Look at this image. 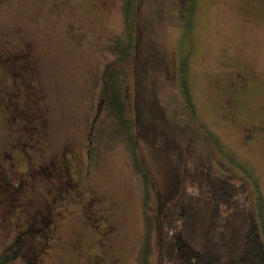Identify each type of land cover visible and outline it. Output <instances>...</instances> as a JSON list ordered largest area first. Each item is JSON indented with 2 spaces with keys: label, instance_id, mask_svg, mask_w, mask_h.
Instances as JSON below:
<instances>
[{
  "label": "rangeland",
  "instance_id": "obj_1",
  "mask_svg": "<svg viewBox=\"0 0 264 264\" xmlns=\"http://www.w3.org/2000/svg\"><path fill=\"white\" fill-rule=\"evenodd\" d=\"M126 1L131 10L135 0H0V177L12 188L0 200V264H159L154 199L136 168L153 150L111 132L103 95L114 45L128 38ZM137 7L146 31L133 40L172 69L155 78L168 116L182 107L175 69L187 64L202 136L182 163L244 178L264 240V0H191L188 26L175 1Z\"/></svg>",
  "mask_w": 264,
  "mask_h": 264
},
{
  "label": "trees",
  "instance_id": "obj_2",
  "mask_svg": "<svg viewBox=\"0 0 264 264\" xmlns=\"http://www.w3.org/2000/svg\"><path fill=\"white\" fill-rule=\"evenodd\" d=\"M172 1L180 7L182 22L188 26L191 0ZM134 2L131 10L125 3L128 38L126 43L121 42L122 46L114 45L120 56L104 69L103 95L114 123L111 132L123 127L133 146L142 142L153 150L147 159L139 155L136 168L154 199L149 211L155 219L158 263L264 264V240L248 182L235 175L215 176L207 164L190 167L182 163L190 151V142L202 136L191 107L187 64L181 60L175 69L182 107L176 118L168 116L160 104L155 78L161 76L169 81L172 69L155 46L149 45L146 50L133 40V34L146 31L137 26L138 0ZM127 65L133 75L132 91L125 82ZM10 67L15 78L22 77L20 66ZM15 104L12 96L7 99L6 105L18 113ZM204 136L213 145V139L205 133ZM181 141L187 144L183 147L186 151ZM0 186L4 190H0V200L4 202L12 188L8 182Z\"/></svg>",
  "mask_w": 264,
  "mask_h": 264
},
{
  "label": "flooded vegetation",
  "instance_id": "obj_3",
  "mask_svg": "<svg viewBox=\"0 0 264 264\" xmlns=\"http://www.w3.org/2000/svg\"><path fill=\"white\" fill-rule=\"evenodd\" d=\"M9 59H14V57L12 56V55H10L9 56ZM22 78V77H21ZM21 78H18V79H21ZM23 80H24V78H22ZM10 97L12 96L13 98H15L16 99V94H14V93H12L11 95H9ZM36 169H38V168H36ZM1 175H2V173H0ZM4 183H5V180L4 179H2L1 177H0V184L3 186L4 185ZM106 234L108 233V232H105Z\"/></svg>",
  "mask_w": 264,
  "mask_h": 264
}]
</instances>
